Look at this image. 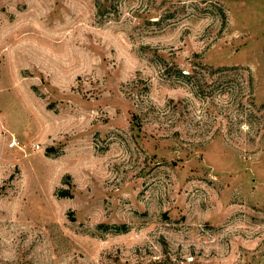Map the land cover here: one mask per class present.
<instances>
[{
  "label": "rangeland",
  "instance_id": "1",
  "mask_svg": "<svg viewBox=\"0 0 264 264\" xmlns=\"http://www.w3.org/2000/svg\"><path fill=\"white\" fill-rule=\"evenodd\" d=\"M0 264H264V0H0Z\"/></svg>",
  "mask_w": 264,
  "mask_h": 264
},
{
  "label": "built area",
  "instance_id": "2",
  "mask_svg": "<svg viewBox=\"0 0 264 264\" xmlns=\"http://www.w3.org/2000/svg\"><path fill=\"white\" fill-rule=\"evenodd\" d=\"M11 146H16L18 145V140L16 138H14L10 144Z\"/></svg>",
  "mask_w": 264,
  "mask_h": 264
}]
</instances>
